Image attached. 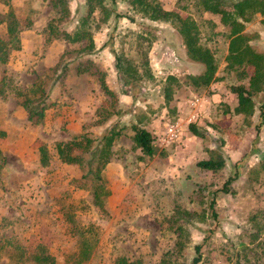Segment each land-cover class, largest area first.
<instances>
[{"label": "rangeland", "instance_id": "obj_1", "mask_svg": "<svg viewBox=\"0 0 264 264\" xmlns=\"http://www.w3.org/2000/svg\"><path fill=\"white\" fill-rule=\"evenodd\" d=\"M156 1L198 21L201 42L212 48L218 63L208 87L194 89L186 82L203 66L187 57L177 31L169 23L136 15L126 0L114 5L120 15L105 21L98 11L92 15L89 50L83 49L86 39L69 42L50 34L47 23L54 14L49 0H0V12L11 5L21 40L0 65V79L5 75L9 88L0 95V152L5 157L0 264H35L28 254L38 245L55 264H111L130 254L143 264H160L162 258L168 264H189L195 245L200 246L198 264H264V122L257 110L252 115L232 111L236 95L229 86L246 79L224 70L227 28L219 13L199 16L192 6L182 9L187 0ZM229 2L221 0L220 9L231 10ZM68 6L70 17L63 25L71 31L84 15V0H68ZM263 20L264 15L253 12L241 31L258 52H264ZM115 56L134 64L139 79L126 82L115 70ZM169 75L178 82H169L166 101L163 87ZM38 81L49 105L33 124L18 94ZM226 107L230 111L224 113ZM174 122L178 138L160 146L158 136ZM191 123L201 135L190 131ZM134 124L151 133L157 148L153 157L140 159L132 147ZM112 126L121 135L103 170L109 193L98 206L80 167L60 162L54 146L83 132L98 137ZM40 148L47 150V165L40 163ZM212 149L222 154L224 167L200 170L197 162L209 158ZM229 176L234 178L231 191L216 192ZM213 191L215 219L207 207ZM83 237L91 248L87 258L79 254ZM16 243L22 251L14 248Z\"/></svg>", "mask_w": 264, "mask_h": 264}, {"label": "trees", "instance_id": "obj_2", "mask_svg": "<svg viewBox=\"0 0 264 264\" xmlns=\"http://www.w3.org/2000/svg\"><path fill=\"white\" fill-rule=\"evenodd\" d=\"M188 2L182 6V9H187L192 6L197 15L202 12L219 13L220 22L227 28L224 34L228 39L225 66L226 73H234L242 80L239 84H231L229 89L236 95V105L233 108L235 114L244 113L252 115L257 110L260 123L264 122V52L256 51L250 44L247 36L241 34L245 26V22L253 12H259L264 15V0H230L229 5L231 10L220 9L221 0H187ZM53 11V17L47 23V28L50 34L55 37H62L69 42H78L86 39L84 50L93 48L92 40V15L98 11L101 14V19L105 21L110 16L120 15L115 11L114 5L117 0H84L85 12L78 21L77 26L68 31L63 24L70 17L68 0H49ZM128 6L136 15L145 17L151 21L169 23L179 34L182 40L183 47L187 57L203 66L201 73L188 74L186 82L194 89L208 87L212 81L216 79L217 59L214 51L208 45L201 42L200 25L195 17L191 14L181 16L178 12L164 9L156 0H126ZM179 3V2H177ZM189 4V5H188ZM8 9L5 12H0V65L7 63L9 52L21 47L19 36V21L7 3ZM177 5V4H176ZM191 7V8H192ZM192 8V9H193ZM248 15H250L248 17ZM264 21V20H263ZM63 25V26H62ZM114 67L116 72L126 80V82L136 81L139 79L138 69L130 61H123L119 56L114 58ZM251 68V72H247V68ZM66 65H64L65 72ZM84 70H78L81 72ZM149 73L147 68L144 70ZM171 81L178 80L169 75L166 78L164 89V97L166 101L171 98ZM7 81L5 75L0 79V95L7 94ZM14 93H15V89ZM17 94V93H16ZM21 98L20 104L27 114V119L35 124L38 123L45 114L48 107V94L42 86L41 81L30 84L18 94ZM258 97V100H256ZM229 108L223 110L224 113L229 112ZM132 147L139 150L143 159L144 156L153 157L157 153V148L154 144L151 133L137 124L132 125ZM190 131L195 135H201L194 123L189 124ZM121 129L110 127L100 136L95 137L89 132H83L80 136L69 141H58L55 143L54 149L56 157L62 163L76 164L81 169V179H85L92 184L93 200L98 206L103 205V197H106L109 190L106 187L107 176L103 173L106 164L110 160L111 148L113 143L120 137ZM210 157L197 162V167L203 171L217 172L221 170L225 161L220 152L215 149L210 150ZM40 163L47 165V150L40 148ZM5 163V157L0 152V169ZM234 178L227 177L222 186L216 190L222 193H229L230 183ZM215 191L211 192L212 197L208 200L209 216L212 219L216 218L215 211ZM188 212H186L187 214ZM189 215V213H188ZM255 218V217H254ZM7 239V238H6ZM7 241V240H6ZM88 237L82 238V248L79 254L83 258H87L90 252V245L87 244ZM0 252L4 251L5 242H1ZM20 251L22 248L19 244L15 245ZM46 249V248H45ZM43 246L38 245L36 251L28 254L35 264H55V258L49 254ZM199 245L194 246L195 256L189 264H198L200 261ZM10 251V250H7ZM14 251V250H13ZM111 264H143L140 257L130 255H119ZM160 264H168L162 258Z\"/></svg>", "mask_w": 264, "mask_h": 264}, {"label": "built area", "instance_id": "obj_3", "mask_svg": "<svg viewBox=\"0 0 264 264\" xmlns=\"http://www.w3.org/2000/svg\"><path fill=\"white\" fill-rule=\"evenodd\" d=\"M178 136H179L178 124L176 122L168 123L165 127L162 136H158L157 141L160 146H166L169 143L175 141L178 138ZM211 264H224V263L220 260H216Z\"/></svg>", "mask_w": 264, "mask_h": 264}, {"label": "crops", "instance_id": "obj_4", "mask_svg": "<svg viewBox=\"0 0 264 264\" xmlns=\"http://www.w3.org/2000/svg\"><path fill=\"white\" fill-rule=\"evenodd\" d=\"M47 111H48V110L46 109V110H45V114H44V116L46 115Z\"/></svg>", "mask_w": 264, "mask_h": 264}]
</instances>
